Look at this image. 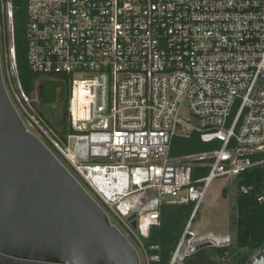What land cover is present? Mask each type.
I'll return each instance as SVG.
<instances>
[{"label": "built area", "instance_id": "1", "mask_svg": "<svg viewBox=\"0 0 264 264\" xmlns=\"http://www.w3.org/2000/svg\"><path fill=\"white\" fill-rule=\"evenodd\" d=\"M26 17L28 68L66 76L71 130L52 138L26 108L12 0H0L6 93L25 129H37L64 160L139 264L140 254L145 264L157 259L144 240L163 202L193 204L168 264L204 247L228 248V236L191 229L215 179L264 171V0H26ZM191 132L212 149L175 161L173 138ZM194 167L208 172L193 179ZM260 184L264 204L263 177Z\"/></svg>", "mask_w": 264, "mask_h": 264}, {"label": "water", "instance_id": "2", "mask_svg": "<svg viewBox=\"0 0 264 264\" xmlns=\"http://www.w3.org/2000/svg\"><path fill=\"white\" fill-rule=\"evenodd\" d=\"M0 264H139L93 197L25 129L1 69ZM245 264H264V247Z\"/></svg>", "mask_w": 264, "mask_h": 264}, {"label": "trees", "instance_id": "3", "mask_svg": "<svg viewBox=\"0 0 264 264\" xmlns=\"http://www.w3.org/2000/svg\"><path fill=\"white\" fill-rule=\"evenodd\" d=\"M12 1L14 5V54L21 87L32 100L33 93H38L37 86L43 84V96L42 98L38 97L44 99L46 103L56 100L63 101L65 113H67L69 84L66 76H59V78L51 80L29 70L26 60V0ZM37 81H40L38 85H36ZM214 146L219 147V144ZM210 149H212V146L202 143L198 134L191 132L188 137L177 136L173 138L170 157H182L202 153ZM207 172V167H194L192 177L193 179L201 178ZM261 177L264 178V171L255 169L252 172L243 173L235 179L237 189L240 186H253V189L247 194H237L235 198L236 233L234 241L237 249H245L247 254L237 255L233 264H245L264 246V204H259L256 200L261 186ZM192 209V203L163 202L161 204L159 208V225L151 226L148 238L144 240L147 249L151 246L156 247L154 250H148L150 256L157 257L156 261L151 262V264H168L170 254L184 230ZM229 251V247H204L182 264H220L216 258L223 259Z\"/></svg>", "mask_w": 264, "mask_h": 264}, {"label": "rangeland", "instance_id": "4", "mask_svg": "<svg viewBox=\"0 0 264 264\" xmlns=\"http://www.w3.org/2000/svg\"><path fill=\"white\" fill-rule=\"evenodd\" d=\"M3 55L4 49L0 48L1 64H3ZM39 82L40 81H37L36 85H38ZM38 93H33L32 100L29 98L31 100V108L27 106L26 108H28V112L31 115L35 116V119L39 122L42 128L48 132L50 137H57L60 141H62L63 137L71 130L68 126L67 113H65L64 102L61 100H56L51 103H46L44 99H40L38 97ZM181 110L183 111L184 117L186 118L188 115L186 113L187 110L185 106L182 105ZM33 134L40 138V140L43 141V143L70 171V173L73 174V171L55 152V150L49 147L48 143L45 141V139L37 129H35V132ZM177 158L179 157H176L175 161H178ZM79 182L83 185L81 181ZM237 194H239V192L236 187L235 180L225 181V179H215L207 189L204 199L200 204L195 221L192 223L191 230L194 233H213L218 235H226L230 238V251L225 255L223 259L216 258L217 262H219L220 264H233V261L236 259L237 255L247 254V251L245 249H237L234 241L236 233L235 198ZM139 257L140 264H145V260L142 254H140Z\"/></svg>", "mask_w": 264, "mask_h": 264}, {"label": "flooded vegetation", "instance_id": "5", "mask_svg": "<svg viewBox=\"0 0 264 264\" xmlns=\"http://www.w3.org/2000/svg\"><path fill=\"white\" fill-rule=\"evenodd\" d=\"M42 89H43V86H42ZM42 96H43V91H41L39 97L42 98ZM263 247H264V246H263Z\"/></svg>", "mask_w": 264, "mask_h": 264}, {"label": "crops", "instance_id": "6", "mask_svg": "<svg viewBox=\"0 0 264 264\" xmlns=\"http://www.w3.org/2000/svg\"><path fill=\"white\" fill-rule=\"evenodd\" d=\"M177 137V136H176ZM173 141V140H172ZM171 150V149H170Z\"/></svg>", "mask_w": 264, "mask_h": 264}]
</instances>
